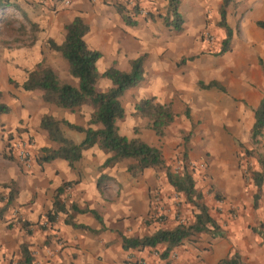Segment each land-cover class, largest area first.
Wrapping results in <instances>:
<instances>
[{"label": "crops", "instance_id": "1", "mask_svg": "<svg viewBox=\"0 0 264 264\" xmlns=\"http://www.w3.org/2000/svg\"><path fill=\"white\" fill-rule=\"evenodd\" d=\"M52 1L49 9L46 4H39L41 9H38L36 3L30 0H15V6L28 12L31 21L38 25L41 32L31 44V50L17 53L15 62L0 64V90H14V94L16 90L12 100H5L10 112L0 115V207L5 204L11 188L14 190L13 202L0 220L15 203L22 215L21 219L31 224L28 246L34 256V264H218L234 253H238L242 264H264V209L260 210L263 187L256 206L251 196L252 206L257 210L249 212L251 217L247 216L252 224L247 219L241 221L243 215L240 214L226 229L223 227V236L211 237L209 233H198L194 235L196 240H191L193 237L185 240L172 248L166 258H162L160 253L165 248L164 244L143 249H124L122 245V235L141 237L166 226L163 221H152L153 214L157 212L154 209L160 201L155 194L156 181L147 180L145 176L153 170L145 169L131 177L127 164L119 170H116V166L112 170L107 169L105 173L113 178L111 184L116 185L117 189L114 191L108 185L111 194H106L102 186L100 189L97 186L101 173L98 169L106 154L96 145L82 152L74 168L60 158L42 166L33 161V166L26 168L7 151L8 141L14 137L28 140L34 156L43 146L54 147L47 132L39 128L40 118L44 114L87 125L92 107L82 105L75 111L66 110L44 102L39 91H25L20 86L15 89L9 82L12 79L21 84L27 71L43 61L60 80L78 86V78L69 73L67 60L48 44L49 39L61 44L65 34L64 25L76 16L88 25L84 35L87 46L101 52L96 62L99 73L111 66L128 71L132 59L145 55L144 79L137 86L126 90L121 97V100L128 96L132 98L128 109L122 102L125 115L127 113L132 121L131 127L127 132L121 130L120 123L118 125L121 134L128 138L139 137L159 148V139L164 137L173 122L159 137L147 126L145 118L132 116L134 106L142 98H154L159 103H165V98L172 99L173 92L180 87L179 78L174 76L175 64L182 66L199 58L203 59L199 70L204 69V66L210 71L214 69L215 64L212 65L210 55L201 54L202 57H197L200 51L206 49L205 43H208L199 38V32L204 27V21L209 18L206 13L211 14L212 21L219 20L222 0H180L179 12L183 18L180 31H174L164 23L168 0H140L135 6L129 4V0H72L68 6L63 5L61 0L60 3ZM119 6L129 11L134 24L125 23L118 11ZM139 8H145L146 13L139 14ZM237 16L240 17L238 33L233 32L229 49L216 62V68L221 67L222 75L233 73L239 76L241 92L257 105L263 95L261 86L264 85V28L258 25V22H264V0H233L226 8V21L232 30ZM182 58H186V61L180 64ZM247 79L259 83H255L256 87L253 88L247 84ZM110 86L111 81L105 77L99 78L96 83L99 91H105ZM33 97L34 100L31 99ZM166 103H170L174 111L172 101ZM135 126L140 131L137 135L133 132ZM62 129L65 136L74 142H80L84 137L82 132L67 127ZM228 142V136L218 133L215 150L226 154L229 151L226 146ZM5 157L10 160H5ZM229 173L230 170L222 164L219 175L229 177L232 186L244 192L245 185L240 177L233 178ZM209 174L212 175L211 168ZM66 182L69 184L57 196V189ZM217 188L220 191L226 189L220 185ZM55 199L63 203L65 211L58 213L55 222H46L45 214L53 207ZM91 210L100 215L103 226ZM65 219L85 227L75 228L65 223ZM166 222H170V217ZM1 244L6 253L11 249L7 243ZM0 264L6 262L1 260Z\"/></svg>", "mask_w": 264, "mask_h": 264}, {"label": "trees", "instance_id": "2", "mask_svg": "<svg viewBox=\"0 0 264 264\" xmlns=\"http://www.w3.org/2000/svg\"><path fill=\"white\" fill-rule=\"evenodd\" d=\"M233 0H222L219 7L218 25L224 29V38L220 42L217 55H222L229 49V44L233 35L232 28L226 21V8ZM8 0H0V7L6 5ZM180 0H168L166 13L163 17L167 27L174 31L182 30L183 18L179 12ZM118 11L126 24L132 25L129 11L122 6ZM264 28V22H258ZM36 28L35 23H31ZM64 40L61 44H56L49 39V47L61 54L69 64V73L78 78V86H73L68 82L59 79L54 70L45 65L43 61L38 62L31 70L27 71L25 80L18 84L12 79L9 82L14 87H21L25 91H39L44 102L57 107L75 111L84 104L92 107L89 120L86 126L70 123L64 119H58L50 114H44L40 118L39 128L47 132L48 139L54 142L55 146L41 147L35 161L42 166L54 159L60 158L68 162L71 168L81 159L82 152L94 145L98 146L107 156L101 168L112 167L121 161H130L127 164V171L132 177L139 175L145 169H158L164 167L165 160L161 150L152 146L139 137L128 138L119 131L118 122L125 116L121 97L124 92L137 86L144 79L143 61L145 55H140L130 61V69L122 71L114 66L99 73L96 62L101 57V52L90 49L84 35L88 31V25L78 16L68 24L64 25ZM34 40L31 42L33 43ZM189 59H192L190 57ZM186 58L180 60L184 63ZM105 77L111 81V86L105 91H99L96 83L99 78ZM197 86L201 89L216 88L223 90V86L217 81L204 83L198 81ZM134 116H139L147 120V126L154 133L162 137L165 129L174 121L175 112L170 103H159L154 98H142L134 106ZM10 106L3 100V93L0 90V115L10 112ZM254 121L250 129V139L252 143L258 144L261 141L264 129V92L254 108ZM188 115V114H186ZM63 126L68 129L84 133L80 142H74L65 136ZM246 155H250L249 150H245ZM260 169H247L252 185L255 187L253 193V205L256 206L261 196V188L264 179V160L259 159ZM168 184L177 195L183 197V202L191 206V218L180 221L171 227H158L153 233L141 237L123 236L122 245L124 249L153 248L164 244L165 248L160 253V257L166 258L172 248L182 244L185 240L198 233H209L211 237L223 236L222 225L213 217L209 206L204 202L203 194L196 187L193 172L187 164L182 165V172H172L169 168L165 172ZM69 184L66 182L63 187L57 189V196ZM97 186L101 188V179L97 180ZM14 199V190L11 188L6 196L5 204L0 207V218L8 209ZM179 207V204H178ZM77 210V209H76ZM63 203L58 199L53 202V207L45 214L46 222L53 223L57 220L59 212H64ZM95 218L102 224V219L96 211H92ZM163 218V217H162ZM152 221L157 222L159 216L154 214ZM21 226L30 233L29 221L20 219ZM65 223H70L73 227H85L75 224L69 219ZM103 226V224H102ZM20 257L14 264H34L32 255L27 243L19 245ZM218 264H242L238 253L221 260Z\"/></svg>", "mask_w": 264, "mask_h": 264}, {"label": "rangeland", "instance_id": "3", "mask_svg": "<svg viewBox=\"0 0 264 264\" xmlns=\"http://www.w3.org/2000/svg\"><path fill=\"white\" fill-rule=\"evenodd\" d=\"M30 1L36 3L38 9H41L39 4H46V8L49 9V6H52L54 2L52 0L51 2L49 0ZM59 1L57 0L58 3H60ZM15 5L17 6L15 0H8L6 5L0 7V64L15 62L17 53L31 50V42L35 41L41 32L37 24L36 28L31 26L32 21L29 13ZM206 15L209 18L204 21L205 24L199 32V38L204 40L205 34H209L212 37V42L205 43L206 49L200 51L197 57H202L201 54L210 55L212 65L215 64L214 69L210 71L204 66V69L199 70V66L203 65V59L197 57L188 64L186 62L182 66L173 65L176 71L174 76L179 78L180 87L175 89L172 99L165 98V103L172 101L176 116L173 123L167 128L164 137L158 141L165 165L158 169H151L153 171L145 176L147 180L156 181L154 189H157L155 194L158 195L160 201L157 208L164 212L163 224L166 225L165 227H171L178 221L189 220L192 216L191 206L184 203L183 197L175 193L168 184L165 175L167 168L172 172H182L184 164H187L193 172L197 189L202 192L204 202L209 206L211 214L225 229L231 222H235L240 214L243 215L240 218L241 221L247 219L249 224H252L251 219H248L247 216L251 217L249 212H257L251 201L255 187L252 185L247 169L249 167L260 169L259 159L264 160V130L260 143H252L249 137L250 126L253 122V111L257 105L245 98L241 92L239 76L233 73L222 75L221 67L216 68V62H219L223 57V55H217V51L224 38V29L218 25V19V21H212L211 14L206 13ZM239 21L240 17L237 16L233 29L234 34L238 33ZM262 72L264 78V69ZM198 80L205 83L209 80H216L224 89H201L197 86ZM246 82L253 88L259 83L258 81L255 82L256 84L252 83L249 79ZM13 91L3 90V100H12L16 96V90L15 94ZM263 92L264 85L261 86V93L263 94ZM131 100L130 96L121 100L126 109L131 107ZM84 105L91 107L88 104ZM132 116L134 115L132 114ZM131 122L126 113L118 123H120L122 131L127 130L128 132ZM121 130L119 128L120 133ZM133 132L136 135L140 133L139 127H133ZM218 133L229 138L226 145L229 151L224 155L223 151H216L214 147ZM205 147L207 149H204ZM245 150H249L251 154L246 155ZM2 154L4 156V152ZM5 160H10V158L5 157ZM34 162L36 163L35 157ZM126 164L128 161L124 160L114 166H116V170H119ZM222 164L230 170L229 175L233 178L240 177L245 185L244 192L232 186V180L229 177L219 175ZM114 166L98 169L101 172L99 176L101 186L103 190H106V194H111L108 192V185L114 191L117 189L116 185L111 184L113 178L105 173L107 169L112 170ZM209 168H211L212 175L209 174ZM118 174L120 173L118 172ZM217 185L226 189L220 191ZM262 187L263 196L260 210L264 209V179ZM150 188L151 186L148 189ZM19 215V208L14 203L9 212L0 220V261L2 260L6 264H14L19 258V245L23 242L28 244L29 241L26 229L21 226L22 215ZM169 217L170 222H166ZM252 219L255 218L252 217ZM191 240L196 239L193 236ZM1 243H7L11 249L6 253Z\"/></svg>", "mask_w": 264, "mask_h": 264}, {"label": "built area", "instance_id": "4", "mask_svg": "<svg viewBox=\"0 0 264 264\" xmlns=\"http://www.w3.org/2000/svg\"><path fill=\"white\" fill-rule=\"evenodd\" d=\"M33 1H42V0H33ZM139 1L140 0H129L128 2L132 6H135L138 4ZM61 2L63 3V5L68 6L71 4L72 0H61ZM138 12L139 14H145L146 10L145 8H139ZM204 40L206 42H212V37L209 34H205ZM7 151L11 156L16 158L23 167L28 168L33 164L35 156L30 150V142L28 140L25 141V140H21L15 137L11 138L8 141ZM154 210H157V212H155L154 214L159 216V220H160L159 222H162L165 219L164 212L160 208H157V207Z\"/></svg>", "mask_w": 264, "mask_h": 264}]
</instances>
